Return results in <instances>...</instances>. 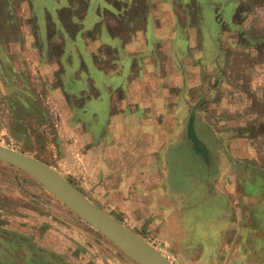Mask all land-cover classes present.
I'll return each mask as SVG.
<instances>
[{
  "label": "rangeland",
  "instance_id": "rangeland-1",
  "mask_svg": "<svg viewBox=\"0 0 264 264\" xmlns=\"http://www.w3.org/2000/svg\"><path fill=\"white\" fill-rule=\"evenodd\" d=\"M93 37L102 39L97 48ZM105 56L107 64H119L112 80L121 83L118 90L134 66L133 85L155 97L143 100L138 119L130 117L137 126L122 133L107 129L108 95L87 98L90 73L101 83L108 79L103 68L89 67ZM121 135L137 145V173L144 186L149 181L145 192L155 190L152 170L165 175L160 194H123L126 171L133 181L135 166L115 157L111 170L104 146ZM231 139L242 142L232 147ZM246 139L255 150L250 158ZM0 144L48 163L184 264L181 244L168 241L176 203L219 202L216 177L238 165L234 158L253 166L264 189V0H0ZM110 177L115 184L107 186ZM0 254L9 256L7 264H140L34 177L2 160Z\"/></svg>",
  "mask_w": 264,
  "mask_h": 264
},
{
  "label": "crops",
  "instance_id": "crops-1",
  "mask_svg": "<svg viewBox=\"0 0 264 264\" xmlns=\"http://www.w3.org/2000/svg\"><path fill=\"white\" fill-rule=\"evenodd\" d=\"M77 14L73 15V19L77 18ZM105 18V17H104ZM60 22V15L55 24L57 27ZM76 23V22H75ZM41 28H43V34H48L49 25L47 22H42ZM111 31L113 35H117V32ZM40 31V32H42ZM89 31V30H88ZM155 32V36H157ZM91 44L94 42V48L96 43L101 45V40L91 39ZM127 47L128 44H126ZM147 47H145L146 49ZM33 50L32 48H30ZM34 52V51H32ZM158 52V46H153L151 49L150 56L152 61L156 58ZM144 57H146L144 55ZM107 56H105L104 61L97 64L91 63L89 67L103 68L104 73L108 79L97 80L96 75L93 77L90 73L89 78H87L88 92L87 98H98L103 91L104 97L108 95V110L110 113L109 121L107 123V129L110 132L119 129L120 133L123 130H128L132 126H137V123L132 122L130 117L134 116L138 119L141 110H144L143 100L145 98L154 99L152 96V91L147 92V96L144 95L138 87L134 86L132 81V68L124 72L125 77L123 90H118L120 85L112 84L113 75L119 70V64L106 63ZM113 58H111L112 60ZM159 60V59H158ZM175 62L173 61L174 66ZM108 66H113L108 68ZM94 72V71H93ZM95 73V72H94ZM100 83V86H98ZM92 95V96H91ZM119 101V107L117 108L116 103ZM93 108L91 103H89L88 112L92 114ZM119 117V118H118ZM153 127V125H152ZM159 124L154 125V130H159ZM172 130H175L174 124L172 125ZM171 130V131H172ZM112 135V134H111ZM116 136V135H115ZM114 136V137H115ZM115 141V142H113ZM112 142H104V146L108 148L106 150L107 155L110 159V164L117 167V161L112 158H119L121 162H127L128 158L131 159L129 163L134 164L136 169V177L133 181L130 180L128 172L126 171L125 185L126 190L123 194H160V189L163 187V182L166 177L163 175L160 179L159 173L152 170L151 174V188L155 187V190L151 192L144 190V187L149 188V181L144 186L143 176L138 175L140 163L142 160L138 157V152L136 151L137 145L134 142H128L122 139V135L119 140L113 139ZM233 141L232 147H236L238 142H242L240 139H231ZM237 142V143H236ZM243 142H249L248 154L250 158L255 155V150L252 149V144L249 139L243 140ZM137 143V142H136ZM229 143V142H228ZM158 144V142H157ZM231 146V144H230ZM135 149V150H134ZM220 152V151H219ZM128 154L130 157H128ZM233 159V157H232ZM250 160V159H249ZM233 161L237 162L231 169V176H226L228 171H220L219 175L216 177L215 189L217 190L218 197H221L219 202L215 201L211 204L202 205L201 201H196L194 204H180L173 208L175 210L173 216V224L168 223L169 234L171 240L169 241V246H176V243L181 244L185 259L184 264H263L264 262L260 260L264 258V214L257 215L256 210L263 211L264 207V189L263 187L258 188L260 185L256 180L259 175H256L253 166L247 165L240 160V158H234ZM250 162V161H248ZM128 163V164H129ZM139 164V165H138ZM120 165V164H119ZM121 169V165H120ZM223 169V167H222ZM122 171H120L121 173ZM264 172V171H263ZM112 173V171L110 172ZM226 177V178H225ZM110 181L107 186H112L115 184V178L110 177ZM113 181V182H112ZM257 184V185H256ZM251 185V187H250ZM140 187V190H135L132 192V188ZM187 193H184V195ZM183 195V194H182ZM214 195V194H212ZM122 199L124 197H121ZM198 199V198H197ZM185 205V206H184ZM145 207V206H142ZM125 209H137L126 206ZM253 209V210H252ZM251 212H254L251 215ZM257 216V217H256ZM260 218L263 221H260ZM256 227V231L254 229ZM177 248V247H176ZM9 256H1L0 254V264H7ZM7 262V263H6Z\"/></svg>",
  "mask_w": 264,
  "mask_h": 264
},
{
  "label": "water",
  "instance_id": "water-1",
  "mask_svg": "<svg viewBox=\"0 0 264 264\" xmlns=\"http://www.w3.org/2000/svg\"><path fill=\"white\" fill-rule=\"evenodd\" d=\"M0 160L34 177L73 212L138 263L175 264L146 238L100 208L48 163L3 144H0Z\"/></svg>",
  "mask_w": 264,
  "mask_h": 264
},
{
  "label": "flooded vegetation",
  "instance_id": "flooded-vegetation-1",
  "mask_svg": "<svg viewBox=\"0 0 264 264\" xmlns=\"http://www.w3.org/2000/svg\"><path fill=\"white\" fill-rule=\"evenodd\" d=\"M14 257V256H13Z\"/></svg>",
  "mask_w": 264,
  "mask_h": 264
}]
</instances>
